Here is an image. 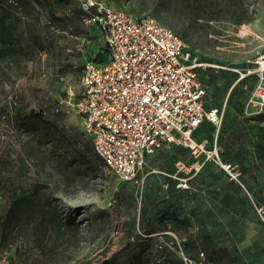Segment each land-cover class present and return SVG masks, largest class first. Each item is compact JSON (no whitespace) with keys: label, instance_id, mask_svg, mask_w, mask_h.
<instances>
[{"label":"rangeland","instance_id":"1","mask_svg":"<svg viewBox=\"0 0 264 264\" xmlns=\"http://www.w3.org/2000/svg\"><path fill=\"white\" fill-rule=\"evenodd\" d=\"M105 1L134 16L156 18L186 42L200 67L243 69L264 54V0ZM50 10L33 12V18H42L40 25L30 21L34 31L41 26L39 37L47 49L29 48L21 67H6L0 74V264L123 262L148 243L144 235L156 228L165 232L163 239L175 242L171 232L184 242L186 256L196 258L205 250L216 264H264V213L258 211L264 209V111L245 112L242 128L228 139L234 155L230 161L242 167L245 188L232 184L213 164L189 179L191 193L178 197L179 220L160 221L166 200L175 202V197L167 199L161 182L165 177L179 181L170 175L177 170L175 147L181 145H167L149 156L142 194L136 183L122 180L97 159L80 115L63 101L69 97L65 83L79 98L85 65L106 49V38L81 17L66 15L60 7L54 15ZM50 20L62 34L47 27ZM25 25L19 23V30ZM80 44L83 51L77 49ZM41 110L60 120L57 131L65 140L56 142V148L21 124L26 113ZM222 112L223 124L227 99L219 107ZM222 124L209 137L219 147ZM239 148L244 150L242 161L235 157ZM182 161L189 163L187 157ZM22 194L56 207L62 220L72 221L73 232L63 236L54 226L44 227L32 207L9 215L12 199ZM159 239L151 234L143 261L185 263L174 250L157 251Z\"/></svg>","mask_w":264,"mask_h":264},{"label":"built area","instance_id":"2","mask_svg":"<svg viewBox=\"0 0 264 264\" xmlns=\"http://www.w3.org/2000/svg\"><path fill=\"white\" fill-rule=\"evenodd\" d=\"M79 1L85 24L103 32L110 56L105 63L88 60L79 98L73 97L72 87L65 83L69 97L63 102L80 115L105 166L122 180L136 183L142 194L149 156L167 145H181L190 149L194 161L176 163L177 170L170 176L179 180L178 188L190 189L189 179L206 163L219 166L229 180L245 188L242 171L237 164L223 161L217 139L210 147L207 140L194 137L204 120L219 130L223 112L205 109L207 92L196 72L202 64L186 42L152 16H134L105 0ZM233 70L239 73V80L257 77L245 112L264 111V54L253 66ZM60 80L66 81L63 76ZM258 211L262 216L264 209L258 207ZM168 233L175 238L185 264H207L204 253L198 262L186 256L178 238ZM159 237L160 248L174 249L172 240Z\"/></svg>","mask_w":264,"mask_h":264},{"label":"trees","instance_id":"3","mask_svg":"<svg viewBox=\"0 0 264 264\" xmlns=\"http://www.w3.org/2000/svg\"><path fill=\"white\" fill-rule=\"evenodd\" d=\"M56 7L64 9L66 15L81 17V19L83 20V11L80 8L79 0H0V74L6 67H21L22 63L28 60V56L30 54L29 48H32L33 51L37 52H40V49L43 48L47 49L48 44H45L44 46L42 40L39 37L42 35L40 28L41 26L38 27L36 31H34V28L31 25L33 21H30L35 20V23L38 22L40 25L42 23V18H39L40 16L33 18V12L38 11L39 13H45L49 8L51 9V14L54 15ZM19 23H25L26 25L23 29L19 30ZM237 23L241 24L242 22L239 21ZM47 27L58 34L63 33V30H59L58 28H56L55 24L51 20ZM78 36L79 34L76 35L75 38L78 39ZM45 38L48 39V33L46 32ZM84 49L85 48L82 47V50L79 51H83ZM109 56V50L106 47L105 50L97 54V57L96 59H94V61L96 63H105L109 61ZM251 66H253V64ZM233 69L234 68L232 67L226 66L219 70L210 67H197L196 72L198 80L201 82L207 92L205 98L206 110H211L213 108L219 109V107L223 105L225 99H227V114L219 131V140L225 147V150H223L220 144L221 156L224 162L237 164L239 166L240 170L242 171L241 181L243 183L242 167L239 163L230 161L232 160V158H234V155L232 157L229 154L230 145H228V139L229 136L235 135L236 129L239 130L240 128H242V123L240 122L241 117H243L245 114L246 105L257 82V77L255 75H250L242 80H239V73H237ZM245 85H248V88H245ZM55 110L60 113V109L57 108ZM58 119V117H56V119H51L47 110H41L39 112L32 111L26 113L21 118V124L26 129V131L33 134L45 136L46 142L53 143L56 148V142L61 143L65 140V136L63 134L61 136L58 134L57 127L58 122H60V120ZM214 131L215 126L208 120H204L195 132L194 137L198 141L207 140L209 146L211 147L213 144V140L209 137ZM86 149L88 150V147H86ZM175 150L176 163L178 161H182V159H184L185 157L189 159L188 164L193 163L194 158L191 154L190 149L183 146H176ZM95 155L98 160L103 162V160L96 154V152ZM242 156H244V150L239 148V150L236 151L235 157L236 159L242 161ZM212 166V163H206L201 171L208 170L212 168ZM223 173L228 178L227 174L224 171ZM173 181L174 180H172L171 178L165 177V179H163L161 182L163 188L164 184H168V189L165 190L166 192H168L167 199H174L175 197V202H171L172 200H166V207L159 217V220L161 219L162 221L169 219L174 222L178 221L179 216L176 214V206L174 204L177 203L178 197L184 198L187 193H191L189 191L190 189L178 188V182ZM229 181L232 184L241 187L240 184L231 180ZM189 183L191 185L192 180ZM173 205L174 208L172 207ZM31 207L36 211L37 219L41 224H43L44 227H46V225L54 226V229H56V231L58 232L60 231L63 236L70 235L69 233L73 232V226L71 224L72 221L69 219L62 220V218L60 217L61 213L57 210L56 207H53L47 201L39 203L37 202V200H35V198H29L24 196L23 194L12 199L9 215L11 213H16L18 210H24ZM4 226L5 228H8L9 224ZM152 233H156V236L161 235L162 238H167L165 236L163 237V235H166L163 230L156 228L155 231L144 235V239L148 243L141 245L140 251L135 252V254L129 257L128 260L122 262L120 260L112 259L106 260L103 264H153L150 261L142 260L143 253L150 247L149 240ZM181 244L183 245V248L186 252V244L184 242H181ZM191 247L193 250L196 248L194 245H192ZM156 250L159 252L170 250L178 252L177 243L176 241L174 242V249L165 246H162V248H160L159 243H157ZM199 253L205 254L207 264H216L209 258L205 250H199L198 254ZM186 254L190 259L196 262L199 261L198 258L200 254H197L196 258L192 257L188 253Z\"/></svg>","mask_w":264,"mask_h":264},{"label":"crops","instance_id":"4","mask_svg":"<svg viewBox=\"0 0 264 264\" xmlns=\"http://www.w3.org/2000/svg\"><path fill=\"white\" fill-rule=\"evenodd\" d=\"M78 40L80 41L81 40V38H78ZM81 45V47H79V45H77V49L78 50H82V44H80ZM79 47V48H78ZM149 160V159H148Z\"/></svg>","mask_w":264,"mask_h":264}]
</instances>
